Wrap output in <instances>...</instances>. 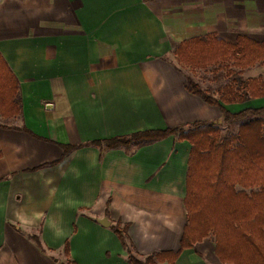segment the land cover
<instances>
[{
  "label": "crops",
  "instance_id": "1",
  "mask_svg": "<svg viewBox=\"0 0 264 264\" xmlns=\"http://www.w3.org/2000/svg\"><path fill=\"white\" fill-rule=\"evenodd\" d=\"M212 34L263 42L264 0H0V53L23 106L0 123V264H133L117 223L142 261L180 249L190 143H95L200 121L235 133L186 89L174 54ZM247 106L264 98L224 105ZM215 248L210 236L175 264H228Z\"/></svg>",
  "mask_w": 264,
  "mask_h": 264
},
{
  "label": "trees",
  "instance_id": "2",
  "mask_svg": "<svg viewBox=\"0 0 264 264\" xmlns=\"http://www.w3.org/2000/svg\"><path fill=\"white\" fill-rule=\"evenodd\" d=\"M182 67L221 73L227 83L216 95L188 76L186 89L209 105L224 111V122L238 130L223 131L215 123L195 122L164 130L137 132L95 144L106 148L143 145L175 136L191 145L186 196L187 224L177 252H161L140 260L131 252L128 225L113 229L133 264H175L180 254L213 236L216 256L228 264H264V107L227 111L224 105L247 104L264 98V75L245 77L264 66V41L238 36L235 43L216 35L191 38L174 52ZM23 113L20 82L0 53V116L16 118ZM78 146H64V155ZM2 151L0 148V158ZM68 249V245L66 246Z\"/></svg>",
  "mask_w": 264,
  "mask_h": 264
},
{
  "label": "rangeland",
  "instance_id": "3",
  "mask_svg": "<svg viewBox=\"0 0 264 264\" xmlns=\"http://www.w3.org/2000/svg\"><path fill=\"white\" fill-rule=\"evenodd\" d=\"M257 67L254 68V73H252L253 75H258L262 71H264V68L262 69V68H259V66ZM183 68H185V71L188 74L187 76L193 77L194 80L197 83H199L203 89L210 90V92L213 95H216V91L218 88L222 87L224 84L227 83V79L222 73L216 76L210 71H204V70H194L193 71V70H190L189 67H183ZM7 121L8 120H4L3 118L0 119V123H7ZM9 123H12V122H9Z\"/></svg>",
  "mask_w": 264,
  "mask_h": 264
},
{
  "label": "water",
  "instance_id": "4",
  "mask_svg": "<svg viewBox=\"0 0 264 264\" xmlns=\"http://www.w3.org/2000/svg\"><path fill=\"white\" fill-rule=\"evenodd\" d=\"M101 224L109 226L110 222L107 219H103V220H101Z\"/></svg>",
  "mask_w": 264,
  "mask_h": 264
}]
</instances>
